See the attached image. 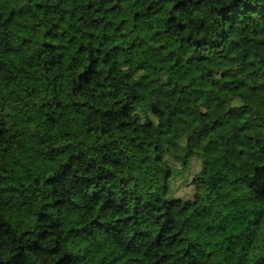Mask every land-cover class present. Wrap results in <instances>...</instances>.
Listing matches in <instances>:
<instances>
[{"label": "clouds", "instance_id": "clouds-1", "mask_svg": "<svg viewBox=\"0 0 264 264\" xmlns=\"http://www.w3.org/2000/svg\"><path fill=\"white\" fill-rule=\"evenodd\" d=\"M0 264H264V0H0Z\"/></svg>", "mask_w": 264, "mask_h": 264}]
</instances>
